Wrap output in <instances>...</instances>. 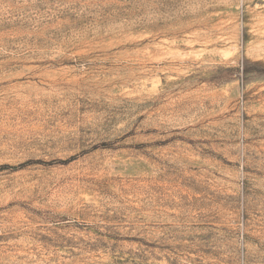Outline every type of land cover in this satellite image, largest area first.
Here are the masks:
<instances>
[{
  "label": "rangeland",
  "instance_id": "obj_1",
  "mask_svg": "<svg viewBox=\"0 0 264 264\" xmlns=\"http://www.w3.org/2000/svg\"><path fill=\"white\" fill-rule=\"evenodd\" d=\"M0 264H264V0H0Z\"/></svg>",
  "mask_w": 264,
  "mask_h": 264
}]
</instances>
